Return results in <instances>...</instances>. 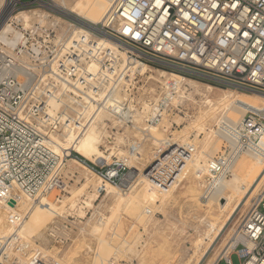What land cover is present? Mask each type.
I'll return each mask as SVG.
<instances>
[{
  "label": "built area",
  "instance_id": "obj_1",
  "mask_svg": "<svg viewBox=\"0 0 264 264\" xmlns=\"http://www.w3.org/2000/svg\"><path fill=\"white\" fill-rule=\"evenodd\" d=\"M56 2L31 0L39 8L34 11L41 13L34 16L35 22L25 26L8 20L10 32L0 38L3 203L16 204L19 194L32 204L60 187L59 172L66 161L62 163L47 141L61 139L73 125L88 122L84 116L90 104L107 115L108 123L117 122L123 129L135 127L140 112L144 130L157 126L168 112H184L185 104L198 96L185 85L193 77L264 95V0H117L103 24L81 27L57 17ZM6 3L5 13L12 14L28 5L21 0ZM75 28L83 33L72 39ZM123 59L154 72L168 69L172 77L163 79V85L155 83L157 92L150 91L148 81L143 83L139 75L124 83ZM130 102L136 111L128 109ZM109 132L98 147L101 160L86 161L74 151H68L67 159L73 157L105 184L122 189L135 144L125 139L124 154L116 155V133ZM224 136L235 148L223 142L224 151L208 160V172L215 178L226 173L238 153H260L264 125L246 117L224 128ZM194 150L192 145L166 143L154 147L145 176L158 194L169 191ZM26 215L9 218V232L0 235V264H53L29 251L21 238ZM229 243L226 255L221 254L215 264H232L233 254L240 264H264V184Z\"/></svg>",
  "mask_w": 264,
  "mask_h": 264
},
{
  "label": "rangeland",
  "instance_id": "obj_2",
  "mask_svg": "<svg viewBox=\"0 0 264 264\" xmlns=\"http://www.w3.org/2000/svg\"><path fill=\"white\" fill-rule=\"evenodd\" d=\"M21 1L28 5L19 6L17 12L39 9L36 5L30 4L31 0ZM57 17L72 22L63 16L57 15ZM32 18H30V22H35ZM73 23L76 24V22ZM88 25L91 24L88 23ZM167 70L164 69L165 72L169 71ZM154 73L157 74V72ZM145 79L146 76L141 78L143 83ZM190 80L199 81L198 83L201 84L199 92L202 94L207 93L209 100L213 103L219 99L223 91H236L255 100L260 99L251 96L252 91L224 87L205 78L193 77ZM130 81L131 79L125 78L124 83L128 84ZM151 83L148 82L146 87L148 88ZM154 85L156 84H152L151 87L153 88ZM205 85H212L215 89L207 92ZM154 92H157V90ZM203 100L199 96L193 98L185 104L182 114L168 112L157 126L150 127V133H155L154 135H157L160 139L161 137H167V140H169L168 142L166 140L167 143H165H171L170 145L173 146V142L170 140L173 137L180 136L181 130L186 124L189 125L190 123L191 126L184 141L187 145L195 147L196 150H194L186 165L179 171L180 174L177 180L168 192L160 195L151 187L148 181L145 183L143 180L147 179L142 174H146V168L151 163L152 151L155 146L159 145L153 143L150 138H146L148 134L144 132L147 129H144L143 132H140L141 136L138 138L139 142H142L141 146L140 143L135 142L138 141L137 139L133 142L135 152L128 164L130 169L129 178L122 189L105 184L94 172L77 165L75 161L65 162L64 167H61L59 172L60 187L54 190L50 194L51 196H48L49 202L51 200L56 206H60V202L67 200L64 203V208L67 209L69 208L68 201H76L77 207H81V201L84 200L85 196L92 194L90 188H85L88 186L86 178L91 176H95L97 177L96 180H100V184L103 186L102 194L97 202L93 203V206H82L83 216L75 213L66 214L63 217L54 216L52 206L48 205L44 210L52 215V221L47 227L35 229L34 233L30 234V246L35 251L42 252L40 254L45 257V254L48 255L47 250L57 247V243L61 241L62 247L59 248L58 256L53 264H65V262H68L67 264H214L219 255L221 256L226 250L233 230L245 215L253 197L262 188L264 171L246 196V199H249L248 204L245 205L244 203L246 199L241 202L218 236L214 237L212 232L207 235L206 229L200 221L220 222V219H218L217 209L210 210L205 205L206 202L213 199L212 196H206L203 199L206 186L212 179L207 175L200 182V170L198 168L207 167L209 159L220 155L227 147L223 143L227 139L223 134L224 132L220 131L219 137L212 141V146L206 145L210 132L217 130L216 120L220 114H217L213 120L206 116L203 122L204 127L199 126L201 121L199 116L208 110V106H204ZM260 100L264 102V99ZM101 115L104 116V114ZM102 120L103 123L105 121V125L110 127L109 131L112 129L116 133L114 135L116 136V151H118L116 155L124 154L126 142L123 143V140L125 141L124 138L134 127L123 129L118 124L108 123L106 117H103ZM137 125L136 123L135 126ZM141 125V129H143L144 123L141 122ZM192 125L199 127H192ZM102 142L96 147L98 151V147ZM228 144L230 145V143ZM75 154L79 155L78 153ZM193 161L196 162L193 164ZM229 174L231 177V172ZM257 185L256 191L252 192ZM114 187L118 191H122L121 196L117 194L118 192H111ZM9 206L11 207V205ZM210 216L211 218H209ZM52 227L56 229L53 230ZM83 236L88 239L84 246L81 244ZM131 249L136 254H131L129 252ZM231 261L232 264H240L235 254L231 256ZM219 264L226 263L222 261Z\"/></svg>",
  "mask_w": 264,
  "mask_h": 264
},
{
  "label": "bare ground",
  "instance_id": "obj_3",
  "mask_svg": "<svg viewBox=\"0 0 264 264\" xmlns=\"http://www.w3.org/2000/svg\"><path fill=\"white\" fill-rule=\"evenodd\" d=\"M18 1L19 0H12L13 4H16ZM116 1L117 0H57L54 8L59 14L73 16L81 20L82 23H78L79 25L78 27L88 25V23L91 25H99V24H103L107 20L110 12L114 8ZM6 7H7L6 0H0V12H1L0 14V38L3 37L4 33L10 32V29L6 26V23L8 22V20L10 21L14 20L17 22L21 21V23L26 26V25H29L30 18L33 17L32 19H34V16H38L41 14L40 12H37L31 9L27 11H19L15 15H13L11 13L12 11L5 13ZM81 33L83 32H81L79 28H75L74 30H72L70 37L73 36L72 39H74L76 36L80 35ZM108 45L112 47L110 43H108ZM120 69H124V71L126 70L125 78L131 79V80L134 75H139L142 77L146 76V80L148 82H152L151 84H149L150 91H155V87H157V84H156L152 88L151 87L152 84L159 83L163 85L165 83L163 79L172 77L171 74L165 72L164 70L157 72V74H155L154 70H151V68L146 67L145 65L131 64L124 59L122 60ZM198 82L188 79L186 80L185 85H188L192 89L191 92L194 93V95L197 94L199 97H202V99H204L203 100L204 106L205 105L208 106L207 112L199 116L201 120L199 126L204 127L203 122L206 116H208L211 120H213L217 114H220V116L216 120V126H218V128L214 132L211 131L210 134L208 135V138H207L208 140L206 143L207 146H212V141H214L217 137H219V135L221 134L220 131L224 132V128H226L227 126H233L234 124H236L237 122L241 121L242 119L246 117H253L255 119H258L260 123L264 125V102L260 100V99H264L263 94L252 92L251 96L260 98L259 100H255L254 98H250L236 91H223V94L219 97V99L215 103H213L211 100H209L207 93L202 94L199 92V87L201 86V84ZM204 87L207 90V92H210L213 89H215L212 87V85L211 86L205 85ZM188 94H189V97H191L190 92H188ZM186 98L188 99V96H186L184 99ZM141 106L143 109L142 114H145L147 110L146 105L143 103ZM128 109L131 111H136L137 108H135L130 102L128 104ZM100 113L104 114V116H102ZM103 117H106L108 119L105 113L103 112L97 113L95 106L93 104H90L85 110V116H84V119L89 118L90 120L88 122L82 121L79 124L73 125L74 127L71 130L63 133L61 139H53V140L47 141L48 147L53 152L61 156L62 163L65 161H75L73 158H69V160L67 159L69 155L68 151L69 152L74 151L75 153H78L86 161L101 160V154L96 149V147L98 144L102 142V139L104 138V136L110 133L109 132L110 127L104 124L105 121L103 123V120H102ZM136 117H137L136 123L138 125L135 126L133 130L128 132L127 136L124 138V139L132 140L133 142L136 139L138 140V138L141 136L140 132L142 131L141 122H143V117L142 115H140V112H138V115H136ZM111 124L117 125V122L116 124L111 122ZM199 126L192 125V127H197V128ZM190 127H191L190 123L189 125L186 124L184 128L181 130L180 136L176 138L173 137L172 140H170L173 142V146L180 147V146L187 145L184 139L186 138V136H188ZM150 129L151 128H148L146 130L148 131V136H146V138L147 137L148 139L150 138V140H152L153 143H158L159 145L161 143L166 142L167 137L166 138L161 137L160 139V137H158L157 135H154L155 133H152V132L150 133ZM226 139L228 140V142H226L227 140L225 141L228 147L233 150L235 148V144L227 137ZM125 142L126 141L123 140V143ZM228 143H230L231 146ZM259 147L261 149L260 153H255V152H250V151H247V152L243 151V152L238 153L233 158V160L230 161L226 173L220 178H215L212 175H210L207 167L198 168L200 170L199 172L200 182L207 175L210 176L212 179V182H211L212 188L209 192H208V189L210 188L206 189L205 194L206 192H208L206 196H212L213 199L210 202L209 201L206 202L205 205L210 210L214 208L217 209L219 213L218 219H220L219 220L220 222H217V221L207 222L204 220L200 221V223L203 224L204 228L206 229L207 235H209V233L212 232L214 233V237L218 236V234L223 230L226 222L236 212V210L238 209V206L241 204V202H243V200L246 199V196L251 190V188L253 187V185H255L259 177L263 174V171H264V138L260 142ZM195 162L196 161H193V164ZM75 163L81 166L78 162L75 161ZM229 172H231L232 174L231 177H230V174L228 175ZM144 175L145 174H142V176ZM144 178H146V176ZM96 179L97 177L95 176L86 178L88 182L87 183L88 186L85 188H90L92 191V194L91 195L87 194L85 196L84 200L81 201L82 206H86V207L93 206V203L97 202V200L101 196L102 191H103V186L100 184V180H96ZM143 180L145 181V183L146 181H148L147 179L146 180L143 179ZM258 185L255 187V190L252 192L256 191V188H258ZM52 192H50L47 195L38 196L36 201L33 202L32 204L31 202L26 200L22 195H19V194H17L16 196L17 197L16 204H14V202L3 203V201H0V235L4 236L9 232L10 230L9 218L10 217L15 216V215H23L27 213L25 221L20 227L19 234L21 238L24 239L26 243L28 244L29 251L36 253L38 257H42L41 255L42 252L35 251L32 248V246H30L29 241L31 240L30 234L34 233L35 229H41V227H47V225L52 221V215L46 212L44 209H46L48 205L52 206L53 208L52 212L54 216L56 215L59 217H63L66 214H74V213L80 216H83L84 214V212L82 211L83 207L81 206L78 208L76 205V201H72V202L68 201L67 205H69V208L67 209L64 208L65 207L64 203H66L67 200L65 201L63 200L62 202H60L61 203L60 206H56L54 202H51V200L49 202L48 196ZM111 192L112 193L118 192L117 194L119 196H121L122 194V191L121 190L118 191V189L115 187L111 190ZM248 200L246 199V201H244L245 205L248 204ZM9 205H11V207ZM209 218H211V216ZM52 228L53 230L56 229L55 227H52ZM87 241H88L87 237L83 236L81 240L82 246H84L87 243ZM230 243L227 244L228 247ZM60 247H62L61 241L57 243V247H53L51 250H47L48 255L45 254L44 258L47 259L48 262L54 263L55 259L58 256V251ZM129 252L131 254H134V253L136 254V252L133 249H131ZM222 254L226 255V251H224ZM67 263L68 262H65V264Z\"/></svg>",
  "mask_w": 264,
  "mask_h": 264
},
{
  "label": "water",
  "instance_id": "obj_4",
  "mask_svg": "<svg viewBox=\"0 0 264 264\" xmlns=\"http://www.w3.org/2000/svg\"><path fill=\"white\" fill-rule=\"evenodd\" d=\"M59 15L65 17V18H67V19H69V20H71V21H74V22H76V23H82V21L79 20V19H77L76 17H73V16H67V15H62V14H59ZM87 26H89V25H87Z\"/></svg>",
  "mask_w": 264,
  "mask_h": 264
},
{
  "label": "crops",
  "instance_id": "obj_5",
  "mask_svg": "<svg viewBox=\"0 0 264 264\" xmlns=\"http://www.w3.org/2000/svg\"><path fill=\"white\" fill-rule=\"evenodd\" d=\"M221 263V262H220Z\"/></svg>",
  "mask_w": 264,
  "mask_h": 264
}]
</instances>
